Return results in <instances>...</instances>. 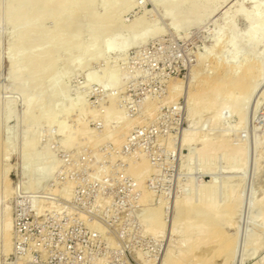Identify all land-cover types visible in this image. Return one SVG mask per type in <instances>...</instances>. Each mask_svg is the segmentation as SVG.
I'll return each mask as SVG.
<instances>
[{
  "label": "rangeland",
  "instance_id": "rangeland-1",
  "mask_svg": "<svg viewBox=\"0 0 264 264\" xmlns=\"http://www.w3.org/2000/svg\"><path fill=\"white\" fill-rule=\"evenodd\" d=\"M20 1L0 0V264H264V76L247 102L222 93L210 105L202 91L226 64L264 67V37L254 49L246 33L258 20L243 18L255 9L264 21V0H198L201 18L177 30L165 10L182 0ZM113 27L84 66L96 33ZM142 28V42L118 47Z\"/></svg>",
  "mask_w": 264,
  "mask_h": 264
},
{
  "label": "bare ground",
  "instance_id": "bare-ground-1",
  "mask_svg": "<svg viewBox=\"0 0 264 264\" xmlns=\"http://www.w3.org/2000/svg\"><path fill=\"white\" fill-rule=\"evenodd\" d=\"M19 1V0H18ZM24 4L26 3V4H29V5H31L32 6V4H34V3H38V1L39 0H21ZM20 1V2H21ZM41 1L42 0H40L39 2L41 3ZM44 1V0H43ZM43 1H42V3H43ZM65 0H63V2H64ZM36 3V4H37ZM65 4L67 3V2H64ZM105 3H107V2H105ZM18 4V3H17ZM19 5H21V4H19ZM29 5H26L25 7H27L28 8V6ZM35 5V4H34ZM107 5V4H106ZM105 4H102V7H104L105 9L107 8V6H106ZM18 6V5H17ZM24 6V5H23ZM23 6H22V10H24L25 9V7H24V9H23ZM30 6V7H31ZM18 8V7H17ZM17 8H16V11H17ZM20 9V8H19ZM19 9H18V15H20L19 14ZM20 9V10H21ZM202 9H203V6H202V4L200 3H198V0H182V2H181V6H179V7H177V6H173V7H168V9H166L165 11H166V15L167 16H169L170 18H171V26H172V28L173 29H179L180 27H181V24H183L182 22H181V20H182V17H184V18H186L187 20H189V21H196V20H198L199 18H201V16H202ZM207 10H209V9H207ZM22 12H24L25 13V16L23 17L25 20H23V21H21V22H25V24L27 23L28 24V22L30 23V21L28 20V17H26V12L25 11H22ZM21 13V12H20ZM22 14V13H21ZM29 14V13H28ZM27 14V15H28ZM24 15V14H23ZM30 15V14H29ZM45 15V14H44ZM19 17V16H18ZM22 17V16H21ZM31 17V16H30ZM20 18V17H19ZM243 18L244 19H251V20H258L257 22L259 23V26L258 27H253V28H248L247 30H246V33L248 34V38L251 40V41H249V39H248V41H249V44H248V46L250 45V43H251V45H250V47L251 46H253L254 47V49H256L255 48V46H256V44H257V41L260 39V38H262L263 39V37H264V21H262V20H260L259 18H258V16L256 15V10L255 9H252V10H250V12H248V13H246L244 16H243ZM22 19V18H21ZM37 19H39V18H37ZM36 20V19H35ZM41 20V19H40ZM40 20H38L37 22H39ZM15 21V20H14ZM13 21V22H14ZM17 21H18V19H17ZM28 21V22H27ZM33 22H34V20H32ZM31 21V22H32ZM98 21V20H97ZM181 23V24H180ZM20 24V23H19ZM21 24H23V23H21ZM34 24H35V22H34ZM21 26V25H20ZM38 26V25H37ZM17 28V27H16ZM116 27H113V28H107V30H105L104 32H102V31H98L97 33H96V36L93 38V40H92V43H91V48L92 49H89L88 51H87V54H86V56H87V58L86 59H84V66H87L88 64H89V62H91V61H95V59L99 56L98 55V53H99V51H100V49H99V43H98V37H100L101 35H106V36H110V35H114V33L116 32V29H118V28H116ZM57 29H59V28H56V32H60V29L59 30H57ZM129 29V28H128ZM131 29H133V27L131 26ZM133 30H131V32H132ZM58 32V33H59ZM28 34V33H27ZM29 34H30V32H29ZM133 34H134V32H133ZM19 35H21V34H19ZM34 35V34H33ZM100 35V36H99ZM147 35V29L146 28H142L141 29V31L138 33V32H136V34L134 35V37L133 36H131V37H133V39H132V41L131 42H129V41H127V40H122L121 42H119V45H118V47L120 48V49H126V48H128V46H129V44L131 43V45L132 44H137L138 42L140 43V42H142V40L144 39V38H146L145 36ZM71 36V35H70ZM18 37V36H17ZM20 38L22 37V36H19ZM19 37H18V39H19ZM24 38L25 37H28V36H26V34H25V36H23ZM30 37H31V35H30ZM72 37V36H71ZM70 37V38H71ZM27 39V38H26ZM261 40V39H260ZM259 40V41H260ZM134 45V46H135ZM115 48H114V42H113V40H109L106 44H105V51H113ZM99 54H101V53H99ZM98 59V58H97ZM79 60V59H78ZM77 61V60H76ZM78 62V61H77ZM242 62V61H241ZM92 63V62H91ZM232 64V63H231ZM261 64V63H260ZM259 63H257V62H254V61H246V62H244V63H241L240 65H237L236 63L235 64H233V65H225V66H223V67H221L219 70H218V73L216 74V76H214V77H212V78H210L209 80H208V82H206L205 83V85H204V88H203V90L202 91H204V90H206L207 91V93H204V94H208V93H210V95H211V98H210V101L208 102V104H210V105H212V103L213 102H215L216 100H218V99H216V98H219V94H222V93H225V95H226V98L228 97V98H230L231 100V102L232 103H234L235 102V100L239 97H241V99L239 100V101H242V98H251V96H248V95H250V94H253V91L255 90V88L257 87V85H258V83L260 82V81H262V77L264 76V67H262L261 65H260ZM90 65V64H89ZM85 80H86V82L87 83H92V82H95V80L93 79V77L91 76V74H87L86 75V78H85ZM264 80V79H263ZM261 83V82H260ZM116 86H117V84H115ZM114 85V86H115ZM260 87V86H259ZM60 88H61V86H60ZM62 89V88H61ZM256 91V90H255ZM200 92V91H199ZM55 94V93H54ZM56 94H57V96L60 94V90H57L56 91ZM203 94V93H202ZM254 94H255V92H254ZM228 95V96H227ZM200 96H203V95H200ZM218 96V97H217ZM222 96V95H221ZM224 96V95H223ZM222 96V97H223ZM230 96V97H229ZM237 96V98L236 99H234L235 97ZM253 96V95H252ZM257 97V99L258 100H263V98H264V87H263V89L262 90H260V93L259 94H257L256 95ZM222 97H221V99H222ZM238 98V99H239ZM245 99L246 100V102H247V100L248 99ZM34 99H35V97H34ZM34 99H28L27 101H26V110H25V115L24 116H26V117H28V119H29V116H30V109H32V107L31 106H33L34 105V102H35V100ZM109 99V103L108 104H106L107 105V107L105 108V110L104 111H106V112H111V110L113 111V109H112V102L114 101V99H113V96H112V98L110 97V98H108ZM220 100V99H219ZM218 100V101H219ZM223 100H225V99H223ZM229 100V99H228ZM233 100V101H232ZM244 100V101H245ZM205 101V100H204ZM217 101V102H218ZM106 102H108V101H106ZM222 102V101H221ZM226 102H227V100H226ZM77 103H78V101H77ZM200 103V102H199ZM206 103V102H205ZM223 103V102H222ZM228 103V102H227ZM226 103V104H227ZM230 103V102H229ZM244 104H245V102H243ZM103 104L105 105V103L103 102ZM193 104V103H192ZM195 104V103H194ZM207 104V103H206ZM214 104V103H213ZM104 105H103V107H104ZM221 105H223V104H221ZM228 105V104H227ZM237 105V104H236ZM247 105V104H246ZM250 105V104H249ZM257 105V104H256ZM85 106V105H84ZM235 106V105H234ZM252 106V105H251ZM254 106H255V104H254ZM224 107V106H223ZM243 107V106H242ZM256 107V106H255ZM42 109V108H41ZM68 109V108H67ZM76 109V108H75ZM100 109V108H99ZM98 109V110H99ZM102 109H104V108H102ZM223 109V108H222ZM232 109V108H231ZM236 109V108H235ZM43 110V109H42ZM46 110H47V108H46ZM45 109H44V114H43V112L41 113V114H43V116L45 117V119H46V121H47V118H46V114H48V113H46L47 111H46ZM49 110V109H48ZM122 110V109H121ZM121 110H118V112L116 113V119L115 120H117V122L118 121H123V117H122V111ZM204 110V109H203ZM215 110V109H214ZM251 110V109H250ZM65 111V110H64ZM115 111H117V110H115ZM114 111V112H115ZM211 111V110H210ZM255 111H256V109H255ZM61 112H62V110H61ZM89 112V111H88ZM95 112V111H94ZM105 112V113H106ZM216 113H217V111H215ZM231 112H236V115H237V120H236V123H235V126H233V128L232 129H235L239 124H241V120H243V119H241L242 118V116H243V114H242V116H241V114H240V112H242V111H236V110H234L233 109V111H231ZM80 113V112H79ZM112 113V112H111ZM212 113V112H211ZM82 114V113H81ZM107 114H109V113H107ZM107 114H106V116H107ZM233 114V113H232ZM46 115V116H45ZM113 115V114H112ZM115 115V114H114ZM34 116V115H33ZM82 116V115H81ZM215 116V115H214ZM200 117V116H199ZM253 117V116H252ZM215 118H216V116H215ZM44 119V118H43ZM213 119V118H212ZM264 119V118H263ZM30 120V119H29ZM105 120H106V118H105ZM215 119H213L212 121H214ZM49 121V120H48ZM218 121H219V119H218ZM121 123V122H120ZM124 123V122H123ZM126 123L128 124L129 122L128 121H126ZM193 123V122H192ZM213 123V122H212ZM243 123V122H242ZM46 124V123H45ZM44 124V125H45ZM194 125H196L195 123H193V125L192 126H194ZM213 125V124H212ZM106 126V125H105ZM125 126H127V125H125ZM198 126V125H197ZM211 127V126H210ZM235 127V128H234ZM194 128V127H193ZM196 128V127H195ZM217 129V128H216ZM264 129V128H263ZM191 131H192V128H191ZM225 132H226V130H225ZM228 132V131H227ZM244 132V131H243ZM191 133H194V132H191ZM257 133V132H256ZM27 134V133H26ZM186 134H188V133H186ZM186 134H185V136H186ZM225 134V133H224ZM33 135V134H32ZM85 135V134H84ZM190 135V134H189ZM196 135V134H195ZM191 136H192V134H191ZM194 136V135H193ZM256 136V135H255ZM36 137H37V135H36ZM89 137V136H88ZM190 138L191 137H189V136H187V138H185V140L183 141L185 144L187 143V144H189L190 143V141H191V143H192V138H191V140H190ZM198 138V137H197ZM208 138V137H207ZM34 139V138H33ZM32 139V140H33ZM262 139H264V136H262V138L260 139L261 141H262ZM32 140H29L28 141V143L29 144H27V147H29L30 146V144H31V148H32V143H31V141ZM193 140H194V138H193ZM254 140V139H253ZM258 139H256V140H254L255 141V144L256 143H258L259 141H257ZM88 141V140H87ZM197 141V139H195V142ZM207 141H208V139H206V137H201V138H199L198 139V146H197V148H200V150H205L206 148H207ZM229 141V140H228ZM209 142V141H208ZM219 142H221V140L219 141ZM218 142V143H219ZM23 143H25L26 144V141H24ZM183 143V144H184ZM216 144H214V145H212L211 146V148L210 147H208V148H210L211 149V151L210 152H212V153H218V151L220 152L221 150H222V148H223V145H221V143H220V145L219 144H217V146H215ZM245 145V144H244ZM189 146V145H188ZM208 146H210V145H208ZM224 146H225V144H224ZM255 146V145H254ZM29 147V148H30ZM43 147V146H42ZM180 147H181V145H180ZM28 148V149H29ZM25 149V148H24ZM27 149V150H28ZM189 149V148H188ZM243 149L244 148H240V149H238V150H236V152L232 155V158H231V161H240V160H242L243 159V157L245 156V154H244V151H243ZM26 150V151H27ZM33 150H34V148H33ZM209 151V150H208ZM27 152H29V150L27 151ZM31 152V151H30ZM29 152V153H30ZM192 152H194L193 154H195L196 153V150H191L190 152H189V154H188V157H187V159H186V161H189L188 159L189 158H191L192 159V155L193 154H191ZM26 153V152H25ZM29 154H27V156H28ZM187 156V155H186ZM190 159V160H191ZM94 161V160H93ZM191 161H193V160H191ZM190 162V161H189ZM91 167H92V165H91ZM137 167V166H136ZM139 169H140V172H139V170H138V172H137V174H136V177L138 176V175H140V173H143V171L147 168L146 167V164H145V162L143 161H141V163L139 162ZM90 170V169H89ZM146 172V171H145ZM93 174V173H92ZM94 175V174H93ZM138 178V177H137ZM215 188V187H214ZM212 193V192H211ZM200 194V193H199ZM206 194V193H205ZM209 195V194H208ZM209 197H210V195H209ZM254 197V196H253ZM252 197V198H253ZM208 198V197H207ZM207 198L205 197V199H204V197H202V196H200V203L201 204H203V205H208L209 206V204H210V202H208L207 201ZM188 199V198H187ZM192 200V199H191ZM252 200V199H251ZM40 201V200H39ZM206 201L209 203H207L206 204ZM250 201V200H249ZM248 201V202H249ZM183 204H184V207H186V208H189L188 206H189V201L187 200L185 203L183 202ZM182 204V205H183ZM197 204V203H196ZM228 205H230L229 203L226 205V206H228ZM177 208H178V210H177V215H179V213L181 214L182 212H185V211H188V209H181V208H179V206L177 205L176 206ZM182 207V206H181ZM211 207V206H210ZM205 208V207H204ZM225 208V207H224ZM258 208V207H257ZM226 209V208H225ZM227 210V209H226ZM226 210H224V211H226ZM205 211H207V210H205ZM223 211V210H222ZM77 212V211H76ZM79 212V211H78ZM195 212V211H194ZM201 212V211H200ZM227 212V211H226ZM225 212V214H227ZM256 212V211H255ZM254 212V213H255ZM192 213V212H191ZM258 213H261V212H258ZM257 213V214H258ZM183 214H185V213H183ZM199 214V213H198ZM256 214V213H255ZM88 215V214H87ZM177 215L175 216V217H177ZM204 215V214H203ZM221 215V214H220ZM262 215V214H261ZM89 216V215H88ZM196 216V215H195ZM258 216V215H257ZM260 216V215H259ZM201 217V216H200ZM205 217V216H204ZM203 218V217H202ZM257 218V217H256ZM175 219H177V218H175ZM174 219V220H175ZM174 222V221H173ZM213 222V221H212ZM97 224V223H96ZM149 224V223H148ZM203 224H204V221H203ZM150 225H152L153 226V228L155 229L153 232L156 234V233H160V231L162 230V228H163V225H162V223H161V219H160V215H159V213L158 212H156V210L155 211H152V214H151V217H150ZM212 225H215V224H212ZM207 226V225H206ZM10 223L7 221L6 223H5V227H4V230H5V236L7 235V232L9 231V229H10ZM152 228V227H151ZM211 228H213V227H211ZM207 229V228H206ZM211 230V229H210ZM216 230V229H215ZM203 231V230H202ZM206 232V231H205ZM205 232H204V234H203V232H202V234L204 235V236H202V237H207V235H208V233H206L205 234ZM210 234V236H211V238L213 237V238H216V237H218L219 236V231L217 230L216 232H214V233H209ZM256 236V235H255ZM208 239V238H207ZM6 246H7V243H6ZM218 252V250H214V254H216ZM192 253V252H191ZM211 254V253H210ZM231 254H232V252L231 253H229L228 254V256L230 257L231 256ZM193 256V255H192ZM215 257V256H214ZM262 259H264V257H262ZM259 261V260H258ZM260 262V261H259ZM165 263L167 264L168 263V258L165 260ZM164 263V264H165ZM256 263V262H255Z\"/></svg>",
  "mask_w": 264,
  "mask_h": 264
}]
</instances>
